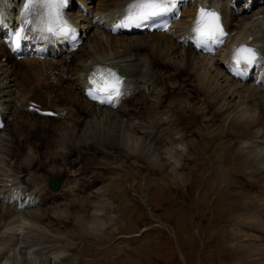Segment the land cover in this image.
I'll list each match as a JSON object with an SVG mask.
<instances>
[{"label":"bare ground","instance_id":"bare-ground-1","mask_svg":"<svg viewBox=\"0 0 264 264\" xmlns=\"http://www.w3.org/2000/svg\"><path fill=\"white\" fill-rule=\"evenodd\" d=\"M5 1L7 7L13 5L14 9L23 6L24 0ZM79 1L84 6L80 12L67 10L76 25L85 30L84 42L73 52L60 48L51 58L17 61L0 40V119L6 121L0 129V158L5 160L4 165H0V209L4 221L0 227V261L3 263L13 259V264H46V258H53V254L56 258L58 255L52 252L46 255L45 249H49L40 241L42 247L35 246L34 241L27 238L26 231L33 224H41L33 220L40 219L41 213L37 210L54 199V195L68 194L77 181L76 193L90 194L93 184L73 172L67 174L64 166L59 177L62 174L73 176L74 182H62L65 186L61 194L50 193L46 178L30 176L38 166L37 142L40 137L20 136L19 145H14L12 127L26 125L35 133L50 130L52 143L43 149L45 155H49L46 151L59 137H64L69 144H88L87 152L88 149L102 151L104 147L123 146L135 158L137 155L133 151L142 154L145 160L157 162L161 161L156 151L159 138L167 144L164 145L167 151L163 153L164 157L171 156L176 149L187 152L181 141L188 135L179 128L177 118L181 111L174 102L164 104V101L167 97L196 93L207 105L212 102L214 117L233 139L236 145L233 148L241 163L264 175V8L248 14L254 5L264 3V0H250L242 10L236 8L240 0H179L182 15L167 31L137 36L108 34L111 21L122 8L129 7L131 0H100L90 6L85 0ZM72 5L75 7L74 3ZM201 10L215 12L219 17L223 42L214 53H200L190 41ZM245 45L256 49V58L243 66L249 78L240 80L233 73L236 65L230 58L235 49ZM17 63L23 67L17 69ZM104 67L121 70L123 82L120 95L110 105L100 107L86 98L85 87L90 76ZM24 77L29 79L28 82H24ZM152 98L156 99L154 104L150 102ZM114 104L117 105L115 108ZM46 111H52L55 117L46 116ZM97 114L99 118L96 119ZM155 114L159 116L155 117ZM112 118L113 122L110 121ZM161 131L168 134L165 135L167 141L163 140L164 135H159ZM144 141L151 146L141 151ZM30 145L34 155L29 159L26 155ZM61 160L65 162V159ZM214 167L218 174L229 170V166L221 161ZM246 168V179L239 178L244 185L254 188L251 170ZM243 190H238L241 195L235 192L232 196L234 201L236 196L240 197V204L232 203L236 209V204L243 205L252 217L242 221L236 218L239 224L234 233L244 234V241L259 244L264 249V196L256 195L254 199L250 192ZM242 192L246 195L248 192L253 202L248 200L246 203ZM33 207L38 209L23 217V213ZM4 216H13L21 222L15 225L14 221V228L7 227L8 219ZM7 230H10L9 235L5 234ZM235 241L238 242L236 238L234 244Z\"/></svg>","mask_w":264,"mask_h":264},{"label":"rangeland","instance_id":"rangeland-1","mask_svg":"<svg viewBox=\"0 0 264 264\" xmlns=\"http://www.w3.org/2000/svg\"><path fill=\"white\" fill-rule=\"evenodd\" d=\"M88 1L94 5L100 0ZM247 1L240 0L237 8ZM263 8L264 4L253 7L249 14ZM15 66L17 69L23 67L18 63ZM23 79L24 82L29 80ZM155 100L152 98L150 102L154 104ZM167 101L174 102L181 111L177 118L179 128L188 135L181 141L187 152L176 149L171 156L164 157L167 144L159 138L156 151L161 161L157 162L145 160L142 154L133 151L137 155L135 158L123 146L104 147L102 151L88 149L87 152L88 144H69L64 137H59L46 151L49 155H45L43 149L52 143L50 130L35 133L26 125L11 128L14 145H19L20 136L40 137L37 142L38 166L30 174L31 178L48 180L58 177L65 166L67 174L73 172L80 179L93 183L90 194L76 193L79 181L77 185L73 184L68 194H61L65 186L62 184L58 191L60 196L54 195L49 203L39 209L36 207L41 216L33 220L42 225L33 224L26 233L35 246L42 247L41 242L50 250L45 249L46 255H58L55 258L53 254L49 260L46 258V264H260V261L264 264L263 247L244 241V234L234 233L238 231L237 219L242 221L251 218L252 214L246 213L243 205L238 206V196L235 197L239 203L236 209L232 197L244 188L254 199L256 195L264 196V175L245 164L251 170L255 187L244 185L241 179L247 177V166L236 155L233 139L214 117L211 101L207 105L206 100L196 93L167 97L164 104ZM157 116L159 114H155ZM110 121L113 122V118ZM163 140L167 141L166 137ZM150 146L144 141L140 150L145 151ZM32 155L34 151L30 145L26 156L30 159ZM61 159L65 162L62 163ZM217 161L229 166L227 173H217L214 167ZM4 163V158H0V165ZM62 175L66 183L74 182L73 176ZM23 176L29 178V175ZM248 192V197L242 192L246 203L248 200L253 202ZM36 208L25 211L23 217L30 216ZM2 214L0 209V227L4 222ZM4 217L10 228H14V221L15 225L21 222L13 216ZM5 234L9 235L10 230ZM235 238L238 242L234 244ZM12 261L3 263L1 260L0 264H13Z\"/></svg>","mask_w":264,"mask_h":264},{"label":"snow or ice","instance_id":"snow-or-ice-1","mask_svg":"<svg viewBox=\"0 0 264 264\" xmlns=\"http://www.w3.org/2000/svg\"><path fill=\"white\" fill-rule=\"evenodd\" d=\"M67 0H25L24 9L22 15H28L32 12L36 4H45L50 9L55 10L58 7H62ZM179 0H131L129 8L118 27H141L151 26L148 22L154 18L167 13H173L178 5ZM59 16V13L56 12ZM199 19L196 20L192 31L196 34L195 39L197 44L202 48H207L208 43H217V36L223 35L222 29L219 24V17L215 12H208L207 10H201L198 13ZM25 23H27L25 21ZM49 32H52V28H48ZM69 29L65 27L62 32L67 33ZM256 58V53L253 49L241 47L235 49L233 52V62L237 67V70L242 65L251 64ZM95 84L96 81H90ZM120 81L113 77L112 82H105L104 86L99 87L97 90L105 93L106 98L111 100L112 96L120 95L119 91ZM93 99L96 96L90 93ZM103 102V101H101Z\"/></svg>","mask_w":264,"mask_h":264},{"label":"water","instance_id":"water-1","mask_svg":"<svg viewBox=\"0 0 264 264\" xmlns=\"http://www.w3.org/2000/svg\"><path fill=\"white\" fill-rule=\"evenodd\" d=\"M58 182H59L58 180H52L50 181L49 185L51 188L55 189L58 186Z\"/></svg>","mask_w":264,"mask_h":264}]
</instances>
